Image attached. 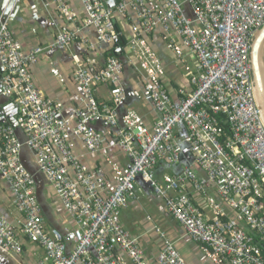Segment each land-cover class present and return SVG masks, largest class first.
<instances>
[{"label":"built area","instance_id":"built-area-1","mask_svg":"<svg viewBox=\"0 0 264 264\" xmlns=\"http://www.w3.org/2000/svg\"><path fill=\"white\" fill-rule=\"evenodd\" d=\"M79 1L82 14L67 0H42L64 22L51 48L77 44L85 53L74 59L78 98L67 116L33 79L41 49L25 51L0 12V120L10 107L16 122H0V186L15 212L13 221L0 213V250L19 255L28 242L43 250L36 264H150L121 223L142 181L212 264H264L256 239L264 240V125L249 57L264 26V0H114L111 8L107 0ZM157 40L184 73L178 88ZM118 48L123 60L113 55ZM129 67L137 73L130 88L122 81ZM50 72L62 81L58 69ZM101 87L108 101H98ZM129 97L151 108L152 124L126 107ZM24 148L72 230L45 226ZM110 148L129 164L113 160ZM186 153L191 161L184 165ZM160 164L177 171L158 179ZM152 231L160 241L156 264H188L154 222Z\"/></svg>","mask_w":264,"mask_h":264},{"label":"crops","instance_id":"crops-1","mask_svg":"<svg viewBox=\"0 0 264 264\" xmlns=\"http://www.w3.org/2000/svg\"><path fill=\"white\" fill-rule=\"evenodd\" d=\"M5 1L7 2L5 3ZM67 2L79 14H82V6L79 0H67ZM10 3H14V6L7 18L14 36L21 41L25 51L34 47L41 49V56L37 64L31 67L36 86L46 98L64 104V114L65 116L69 115L74 109L78 98V91L71 83L70 73L73 68L74 59L76 57H83L85 53L77 44L68 50L51 48L55 35L64 26V22L58 19L54 8H45L42 0H0V12L4 11L3 7ZM85 33L91 38L95 37V34L90 30H86ZM158 35L159 31L157 30ZM155 47L158 49L161 59L172 70L170 81L176 84L172 88H178L184 77L182 69L174 67L169 54L161 46L159 40L155 42ZM119 58L123 60V56ZM51 68L59 70L62 81H59V79L51 74ZM136 78L137 73H134L129 67L124 71L122 81L126 87L130 88V85ZM96 97L98 101H108V91L101 87ZM126 105V107L135 108L149 125L156 119L151 108L144 102L129 97ZM122 110L124 109L121 108ZM93 127L102 132H105L107 129L102 124H96ZM80 145V143L77 144V146ZM79 151L83 152V148L79 147ZM108 151L116 162L122 165L129 164V161L115 149L110 148ZM81 158L85 159V155L81 156ZM22 161L35 170V175L40 182L39 186L36 184V187L39 190L38 202L42 210L45 226L55 228L61 232L72 230L74 223L67 217V213L53 189L38 173L34 156L27 148H24L22 151ZM88 162H91L90 159H88ZM162 166L172 169V167L163 164L158 165V179H160L163 173L172 174L170 171L163 170ZM105 171H108V168H105ZM203 177L200 173V178L203 179ZM137 186L138 200L130 201L128 207L121 212V223L131 236L139 239V243L145 252L146 260L150 264H156L160 247V241L152 231L154 222L175 244L186 263L212 264L205 256V253L200 250L199 245L189 239L177 222L166 213L163 202L152 192L150 186L142 181H138ZM210 193L213 194L214 192L210 190ZM0 213L7 216L9 221H13V217L15 216L10 196L2 186H0ZM147 217H150L152 221L150 222ZM23 243V252L19 255L0 250V264H36L43 255V250L28 242Z\"/></svg>","mask_w":264,"mask_h":264},{"label":"water","instance_id":"water-1","mask_svg":"<svg viewBox=\"0 0 264 264\" xmlns=\"http://www.w3.org/2000/svg\"><path fill=\"white\" fill-rule=\"evenodd\" d=\"M7 1H5L6 3ZM107 7H113L114 6V0H107L106 2ZM14 3H10L6 6L3 7L4 9V14L9 15L11 10L13 9ZM113 55L116 57H121V49H116L113 51ZM264 26L255 33L253 36V39L251 41V46H250V65H251V75H252V82H253V93H254V98L256 105L260 111V118L261 121L264 125ZM4 99L0 97V103H3ZM9 109V116L8 118L1 119V123L9 122V124L12 125L13 128H16V122L13 118V115L15 113L14 110H11L10 107ZM24 167L26 170L33 175V177L36 180V183L40 184L38 181V177L35 175V170L32 169L30 166H28L26 163L22 161ZM37 199L39 196V190H37ZM39 201V200H38Z\"/></svg>","mask_w":264,"mask_h":264},{"label":"trees","instance_id":"trees-1","mask_svg":"<svg viewBox=\"0 0 264 264\" xmlns=\"http://www.w3.org/2000/svg\"><path fill=\"white\" fill-rule=\"evenodd\" d=\"M117 29H118V25H117ZM125 42H126V39H125L124 37L119 39V45L124 46ZM223 125H224L223 127H224V129H225V132H226V131L228 132L227 125H225L224 122H223ZM190 161H191V159H190V157H189V154L186 153L185 156L183 157L182 164L187 165V164L190 163ZM176 171H177V169H176ZM176 171H175V172H176ZM175 172H174V173H175ZM172 173H173V172H172ZM156 174H157V168H156ZM147 185H148V184H147ZM259 200H260L262 203H264V191H263V196H262V198H260ZM253 235H254V234H253ZM256 239H257V241L259 242V246L261 247V249H262V253H263V255H264V240H263V241H260L258 237H257Z\"/></svg>","mask_w":264,"mask_h":264},{"label":"rangeland","instance_id":"rangeland-1","mask_svg":"<svg viewBox=\"0 0 264 264\" xmlns=\"http://www.w3.org/2000/svg\"><path fill=\"white\" fill-rule=\"evenodd\" d=\"M263 59H264V55H263ZM51 69H55V68H51ZM161 168H163V170L170 171V172H175L176 171V168L167 169L165 166H162Z\"/></svg>","mask_w":264,"mask_h":264},{"label":"bare ground","instance_id":"bare-ground-1","mask_svg":"<svg viewBox=\"0 0 264 264\" xmlns=\"http://www.w3.org/2000/svg\"><path fill=\"white\" fill-rule=\"evenodd\" d=\"M263 116H264V113H263Z\"/></svg>","mask_w":264,"mask_h":264}]
</instances>
